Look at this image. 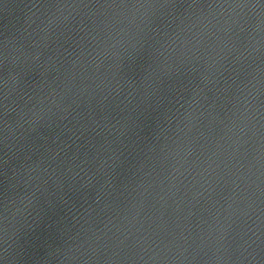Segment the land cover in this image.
<instances>
[{
    "label": "water",
    "instance_id": "1",
    "mask_svg": "<svg viewBox=\"0 0 264 264\" xmlns=\"http://www.w3.org/2000/svg\"><path fill=\"white\" fill-rule=\"evenodd\" d=\"M0 264H264V0H0Z\"/></svg>",
    "mask_w": 264,
    "mask_h": 264
}]
</instances>
